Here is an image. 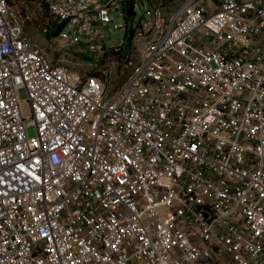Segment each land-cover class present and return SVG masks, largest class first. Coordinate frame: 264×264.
<instances>
[{
    "label": "built area",
    "instance_id": "built-area-1",
    "mask_svg": "<svg viewBox=\"0 0 264 264\" xmlns=\"http://www.w3.org/2000/svg\"><path fill=\"white\" fill-rule=\"evenodd\" d=\"M0 264H264V0H0Z\"/></svg>",
    "mask_w": 264,
    "mask_h": 264
},
{
    "label": "rangeland",
    "instance_id": "rangeland-1",
    "mask_svg": "<svg viewBox=\"0 0 264 264\" xmlns=\"http://www.w3.org/2000/svg\"><path fill=\"white\" fill-rule=\"evenodd\" d=\"M144 7L143 6H141V5H139V4H137L136 5V7H135V12L137 13V15H136V17L134 18V20H135V23H137L138 21H139V19H140V17H141V15L143 14V12H144ZM121 20H123V22H125V19H121ZM106 33H105V37L107 38V40L108 41H110V38L112 39V43L114 44V45H116V44H118V41H119V39H122L125 35L124 34H121V33H111V34H109V32H108V30L106 29ZM36 36H38L37 37V39H36ZM35 36V39L37 40V41H43L42 43L43 44H46V40H45V37H43V36H40V35H36ZM35 39L33 38V40L35 41ZM29 135L30 136H34L35 135V130H34V128H30L29 129Z\"/></svg>",
    "mask_w": 264,
    "mask_h": 264
},
{
    "label": "crops",
    "instance_id": "crops-1",
    "mask_svg": "<svg viewBox=\"0 0 264 264\" xmlns=\"http://www.w3.org/2000/svg\"><path fill=\"white\" fill-rule=\"evenodd\" d=\"M46 40V39H45ZM37 42H39V41H37ZM43 41H40L39 43L41 44V45H46L47 44V40H46V44H43L42 43Z\"/></svg>",
    "mask_w": 264,
    "mask_h": 264
}]
</instances>
